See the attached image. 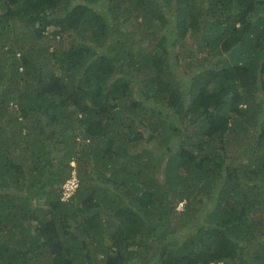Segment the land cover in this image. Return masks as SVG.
<instances>
[{"label": "trees", "instance_id": "1", "mask_svg": "<svg viewBox=\"0 0 264 264\" xmlns=\"http://www.w3.org/2000/svg\"><path fill=\"white\" fill-rule=\"evenodd\" d=\"M0 56V264H264V0H0Z\"/></svg>", "mask_w": 264, "mask_h": 264}, {"label": "rangeland", "instance_id": "2", "mask_svg": "<svg viewBox=\"0 0 264 264\" xmlns=\"http://www.w3.org/2000/svg\"><path fill=\"white\" fill-rule=\"evenodd\" d=\"M121 16H122V18L124 19V21H125V24L123 25L124 27H125V25L126 26H128V27H130V29H132V27L131 26H133L134 25V23H135V20H134V18L132 17V16H129V15H126V14H121ZM130 23V24H129ZM14 27H18L17 25H15ZM91 27L89 28V31L88 32H90L91 31ZM29 36V37H34L33 38V40L32 41H36V37H35V35L33 34V32H32V30H30L29 31V34H27L26 32H20L19 33V36L21 37V41H22V39H24V38H26V36ZM142 38H144V37H142ZM149 39V38H148ZM147 39V40H148ZM170 41V40H169ZM21 44H22V42H21ZM32 44V42L29 44V45H27V46H25L24 48H23V51H25V50H29V47H30V45ZM19 47H20V45H19ZM27 50V51H28ZM23 51H21V52H23ZM174 51H176V49L174 50ZM20 52V53H21ZM202 56V55H201ZM1 57V56H0ZM181 59V65H182V62H183V56L180 58ZM186 66V65H185ZM184 69H186V68H184ZM132 86H134V83H133V85ZM134 90L136 89L135 87L133 88ZM135 91H137V90H135ZM10 107H12V106H10ZM10 114H12V109H10L9 110V112L7 113V115H10ZM40 114H41V116L43 117V118H46L45 117V114H44V110L43 109H41L40 110ZM32 119H36V116L35 115H33V117H32ZM20 120H22V118H20ZM77 121L76 120H72V122H71V126H74L75 127V123H76ZM34 123H35V121H34ZM62 122H60L59 123V125L61 124ZM33 124V123H32ZM21 128V131H23V134L24 133H26V132H28V130L26 129V128H24V126H22V127H20ZM73 129V128H72ZM77 134V133H76ZM60 139V138H59ZM60 141H61V139H60ZM80 143H84L83 141H81ZM59 145V144H58ZM73 143L71 142V141H68L67 142V144L65 145L66 147H65V150L66 149H69V151H70V148L72 147L73 149H74V151H78V149H75L74 147H73ZM79 148V147H78ZM159 158V157H158ZM97 175H95V177H96ZM94 184H95V182H94ZM171 201H174L175 203H176V205H177V210L178 211H181V209L183 210L184 209V207H185V203H186V201L185 200H180V199H178V198H175V199H172ZM181 203V204H180ZM184 204V205H183ZM180 205H183V206H180ZM178 216V215H177ZM178 222H180L179 220L177 221L176 219L175 220H173L172 222H170V224L169 225H171V227L169 228L168 226V224H165V225H163V226H159V229H158V231H157V233L158 234H160V235H162V234H164V233H166L169 229H171V228H174L175 229V227L177 226V227H180L179 226V223ZM168 234V233H167ZM179 238H182V236H180V237H178V239L177 240H179ZM222 264V263H221Z\"/></svg>", "mask_w": 264, "mask_h": 264}, {"label": "clouds", "instance_id": "3", "mask_svg": "<svg viewBox=\"0 0 264 264\" xmlns=\"http://www.w3.org/2000/svg\"><path fill=\"white\" fill-rule=\"evenodd\" d=\"M71 166L73 167L74 171L72 173V177L63 186V189H64L63 200L64 201H67L68 199H70L71 196H73V194L75 193V191L78 189V186H79V181L77 178V170H76L77 164L75 162H73L71 164ZM96 169H98V166H96ZM183 205H180V206H183ZM181 211H183V210L181 209Z\"/></svg>", "mask_w": 264, "mask_h": 264}]
</instances>
